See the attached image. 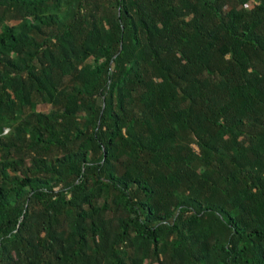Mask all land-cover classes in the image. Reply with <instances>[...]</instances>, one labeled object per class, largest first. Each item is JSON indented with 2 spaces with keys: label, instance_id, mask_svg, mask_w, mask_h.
Instances as JSON below:
<instances>
[{
  "label": "trees",
  "instance_id": "obj_1",
  "mask_svg": "<svg viewBox=\"0 0 264 264\" xmlns=\"http://www.w3.org/2000/svg\"><path fill=\"white\" fill-rule=\"evenodd\" d=\"M0 264H264V0H0Z\"/></svg>",
  "mask_w": 264,
  "mask_h": 264
}]
</instances>
